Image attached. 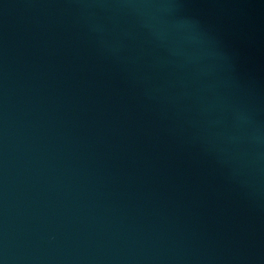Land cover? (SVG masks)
I'll return each instance as SVG.
<instances>
[{"label":"water","instance_id":"water-1","mask_svg":"<svg viewBox=\"0 0 264 264\" xmlns=\"http://www.w3.org/2000/svg\"><path fill=\"white\" fill-rule=\"evenodd\" d=\"M0 264H264V0H0Z\"/></svg>","mask_w":264,"mask_h":264}]
</instances>
